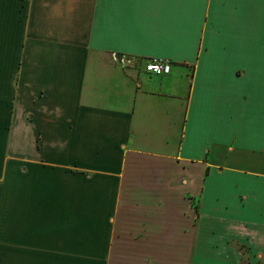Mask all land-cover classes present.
Here are the masks:
<instances>
[{
  "label": "crops",
  "instance_id": "obj_1",
  "mask_svg": "<svg viewBox=\"0 0 264 264\" xmlns=\"http://www.w3.org/2000/svg\"><path fill=\"white\" fill-rule=\"evenodd\" d=\"M0 264H264V0H0Z\"/></svg>",
  "mask_w": 264,
  "mask_h": 264
},
{
  "label": "built area",
  "instance_id": "obj_2",
  "mask_svg": "<svg viewBox=\"0 0 264 264\" xmlns=\"http://www.w3.org/2000/svg\"><path fill=\"white\" fill-rule=\"evenodd\" d=\"M120 64L122 66H127L128 61L121 59ZM145 71L154 76H167L171 72V64L167 61L152 60L145 66Z\"/></svg>",
  "mask_w": 264,
  "mask_h": 264
},
{
  "label": "water",
  "instance_id": "obj_3",
  "mask_svg": "<svg viewBox=\"0 0 264 264\" xmlns=\"http://www.w3.org/2000/svg\"><path fill=\"white\" fill-rule=\"evenodd\" d=\"M121 59H122L121 56H117V57H116V60H117L119 63H120Z\"/></svg>",
  "mask_w": 264,
  "mask_h": 264
}]
</instances>
